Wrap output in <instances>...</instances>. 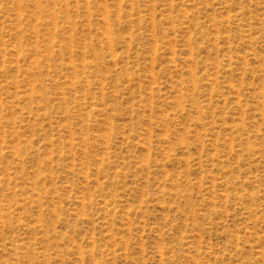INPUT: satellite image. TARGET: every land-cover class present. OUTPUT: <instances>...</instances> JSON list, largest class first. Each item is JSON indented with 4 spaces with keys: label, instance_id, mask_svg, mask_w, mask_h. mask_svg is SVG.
I'll list each match as a JSON object with an SVG mask.
<instances>
[{
    "label": "rangeland",
    "instance_id": "rangeland-1",
    "mask_svg": "<svg viewBox=\"0 0 264 264\" xmlns=\"http://www.w3.org/2000/svg\"><path fill=\"white\" fill-rule=\"evenodd\" d=\"M0 264H264V0H0Z\"/></svg>",
    "mask_w": 264,
    "mask_h": 264
}]
</instances>
